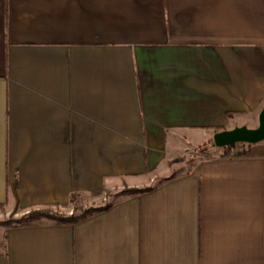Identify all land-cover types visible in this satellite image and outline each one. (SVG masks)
<instances>
[{
    "label": "crops",
    "instance_id": "1",
    "mask_svg": "<svg viewBox=\"0 0 264 264\" xmlns=\"http://www.w3.org/2000/svg\"><path fill=\"white\" fill-rule=\"evenodd\" d=\"M263 103L264 0H0V214L175 175L0 264H264V140L177 166Z\"/></svg>",
    "mask_w": 264,
    "mask_h": 264
},
{
    "label": "trees",
    "instance_id": "2",
    "mask_svg": "<svg viewBox=\"0 0 264 264\" xmlns=\"http://www.w3.org/2000/svg\"><path fill=\"white\" fill-rule=\"evenodd\" d=\"M228 116V114L226 115ZM223 129L222 127H213V132H216L218 130ZM211 147L214 148L215 154L217 155H238L241 153H244V149H235L236 145L238 143H234L229 146H223V147H217L214 145L212 136L210 139ZM244 144V143H243ZM213 154V155H215ZM175 175L170 174L167 177L161 178L157 180L156 182L148 185V186H142V187H125L123 189L117 190L114 195L111 197L112 200H109L99 206L93 207V206H83L81 204V194L73 192L71 193L69 200L66 203H56L53 205L61 206L62 208H70V213L65 214L61 211L57 210H51L49 209V205L43 206V207H35L30 208L23 214H21L18 217H10L6 220H1L0 224H3L5 226L10 227H18V226H24V225H30L34 223H38L40 221L50 222V223H59V224H73L76 222H79L83 219H85L88 216H91L93 214H96L98 212H101L104 209L109 208L120 196H134L138 195L144 192H147L153 188H155L157 185L162 183L165 180L173 178ZM104 190L100 192L96 196H103ZM106 196H110V193H107L105 191ZM104 194V195H105Z\"/></svg>",
    "mask_w": 264,
    "mask_h": 264
},
{
    "label": "rangeland",
    "instance_id": "3",
    "mask_svg": "<svg viewBox=\"0 0 264 264\" xmlns=\"http://www.w3.org/2000/svg\"><path fill=\"white\" fill-rule=\"evenodd\" d=\"M257 117H248L245 120V125H247L248 127H255L257 125ZM236 126V125H235ZM230 128V127H228ZM211 132L207 131L204 133V135L202 136V139L200 142H187L185 144V146L178 151L180 160L178 162V167L179 166H188V164L191 163L192 160H196L198 158H205V157H209L212 156L213 154H215V149L211 147L210 144V139H211ZM172 173L173 171L169 170V174ZM162 177L157 176L154 177L153 180L151 181V184L156 182L157 180L161 179ZM143 186H148V185H143ZM126 186L122 187V188H116V189H105L104 190V194L105 191L107 193H110V196H106V194L103 196H81V204H83V206H99L109 200H112L113 197H111L112 195H114V193L117 190L123 189ZM142 187V186H139ZM43 207V206H42ZM49 209L51 210H57V211H61L62 213L65 214H69L70 213V208H62L61 206H56V205H49ZM27 210H23L21 209L19 206L14 205L9 211H6L2 214H0V221L1 220H6L10 217H18L21 214H23L24 212H26ZM3 224H0V237H1V231L3 229L2 227Z\"/></svg>",
    "mask_w": 264,
    "mask_h": 264
},
{
    "label": "water",
    "instance_id": "4",
    "mask_svg": "<svg viewBox=\"0 0 264 264\" xmlns=\"http://www.w3.org/2000/svg\"><path fill=\"white\" fill-rule=\"evenodd\" d=\"M257 120L255 127L242 124L214 132L212 134L214 145L223 147L234 143H257L264 140V103L259 110Z\"/></svg>",
    "mask_w": 264,
    "mask_h": 264
}]
</instances>
